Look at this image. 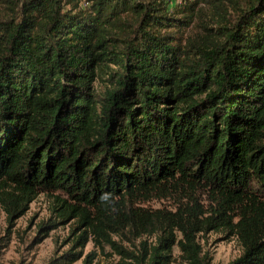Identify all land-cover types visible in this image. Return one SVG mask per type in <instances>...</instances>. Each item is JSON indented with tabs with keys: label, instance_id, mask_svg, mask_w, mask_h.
<instances>
[{
	"label": "trees",
	"instance_id": "obj_1",
	"mask_svg": "<svg viewBox=\"0 0 264 264\" xmlns=\"http://www.w3.org/2000/svg\"><path fill=\"white\" fill-rule=\"evenodd\" d=\"M40 193L85 226L75 244L90 230L136 264L174 246L210 264L208 230L237 238L228 264H264V0H0V202L10 218ZM124 232L156 241L134 255Z\"/></svg>",
	"mask_w": 264,
	"mask_h": 264
},
{
	"label": "rangeland",
	"instance_id": "obj_2",
	"mask_svg": "<svg viewBox=\"0 0 264 264\" xmlns=\"http://www.w3.org/2000/svg\"><path fill=\"white\" fill-rule=\"evenodd\" d=\"M173 2L180 8L185 0H173ZM203 11L209 13L206 7H203ZM177 15L181 17L183 14ZM195 24L196 22L179 31L183 32L185 38L192 37L196 32ZM98 81V89L101 90L103 85ZM194 194L200 204L205 207L209 204L206 192L196 191ZM55 195L56 193L38 194L20 214L15 213L10 218L5 210L6 205L0 202V264H47L52 258L66 252H79V258L72 264H83L87 256H93L92 264H136L129 256H122L116 252L109 243L96 242L90 230H86V239L75 244L77 236L86 228L83 224L79 225L76 218L70 216L63 221L56 216ZM178 199H181V196L167 199L152 198L138 205L148 209L161 208L174 211L180 203L188 202L187 197H182V201ZM41 225L48 227L40 230ZM110 237L125 252L134 255L140 254L141 242L154 245L156 241L154 235L136 237L128 232L110 234ZM197 240L202 247V253L210 257V264H228L238 258L242 252L237 238L226 231L208 230L199 233ZM171 255L170 264H188L183 260L178 247L174 246Z\"/></svg>",
	"mask_w": 264,
	"mask_h": 264
},
{
	"label": "clouds",
	"instance_id": "obj_3",
	"mask_svg": "<svg viewBox=\"0 0 264 264\" xmlns=\"http://www.w3.org/2000/svg\"><path fill=\"white\" fill-rule=\"evenodd\" d=\"M102 200H103L106 204H108V206H109L110 208L113 207L112 202L109 200V197H108L107 195L103 196V197H102Z\"/></svg>",
	"mask_w": 264,
	"mask_h": 264
}]
</instances>
